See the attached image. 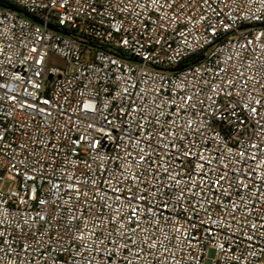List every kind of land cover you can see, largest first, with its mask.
Here are the masks:
<instances>
[{
	"label": "built area",
	"instance_id": "obj_1",
	"mask_svg": "<svg viewBox=\"0 0 264 264\" xmlns=\"http://www.w3.org/2000/svg\"><path fill=\"white\" fill-rule=\"evenodd\" d=\"M209 250L264 264V0H0V264Z\"/></svg>",
	"mask_w": 264,
	"mask_h": 264
},
{
	"label": "rangeland",
	"instance_id": "obj_2",
	"mask_svg": "<svg viewBox=\"0 0 264 264\" xmlns=\"http://www.w3.org/2000/svg\"><path fill=\"white\" fill-rule=\"evenodd\" d=\"M63 60L58 58L57 56H52L50 59V65L51 66H62ZM215 258V251L209 250L207 259L205 260V264H212V260Z\"/></svg>",
	"mask_w": 264,
	"mask_h": 264
}]
</instances>
